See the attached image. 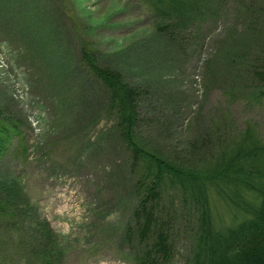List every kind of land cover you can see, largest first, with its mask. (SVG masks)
<instances>
[{
	"label": "rangeland",
	"instance_id": "obj_1",
	"mask_svg": "<svg viewBox=\"0 0 264 264\" xmlns=\"http://www.w3.org/2000/svg\"><path fill=\"white\" fill-rule=\"evenodd\" d=\"M242 3L210 0L202 20L187 15L178 23L152 0H0V112L20 123L0 161V180L22 187L34 211L50 223L65 251L62 264L135 259L126 242L134 236L137 203L128 153L117 116L107 107L109 92L81 62L83 46L132 84L151 88L150 108L156 111L151 115L145 105L143 114L159 120L161 112L167 121L163 129L141 126L144 139L168 151L196 140L209 143L212 156L189 165L200 169L249 145L264 165V87L246 70L261 67L264 43L240 54L251 41ZM165 23L176 25L168 30L176 38L162 30ZM211 189L217 229L245 218ZM172 197L176 218L168 263L191 264L193 228L178 189H167L162 206L169 208ZM10 222L0 216V264H27L37 243L28 241L26 230L21 243Z\"/></svg>",
	"mask_w": 264,
	"mask_h": 264
},
{
	"label": "trees",
	"instance_id": "obj_2",
	"mask_svg": "<svg viewBox=\"0 0 264 264\" xmlns=\"http://www.w3.org/2000/svg\"><path fill=\"white\" fill-rule=\"evenodd\" d=\"M241 1V7L250 14L251 41L240 54L248 55L254 46L264 43V0ZM152 2L158 7L157 11L169 13L178 23L185 17L189 20L187 15L202 20L207 4L210 5V0ZM162 26L171 39L176 38V34L168 31L175 30L176 25L165 23ZM259 49L258 58L263 64L261 67L250 64L246 70L264 87V57H261L264 56V44H260ZM81 62L109 92L107 107L117 116L119 136L128 153L129 180L137 203L132 212L134 236L133 239L131 235L126 237V242L135 250L134 264H169L172 259L171 232L176 211L173 197L169 208L162 206L167 189H178L182 213L193 228L191 264H264V165L254 147L244 146L230 159L216 160L208 169L189 166L197 158L203 160V155L212 156L214 149L211 150L209 143L204 146L196 140L184 145L182 150L168 151L160 144L144 139L138 134L141 126L150 123L163 129L162 124L167 121L161 112L159 120L143 114V107L150 108L149 102L155 98L151 88L132 84L121 70L99 63L97 51L88 46H83ZM155 111L153 108L151 115ZM19 124L4 118L0 112V161L10 153L12 139L20 133ZM213 186L245 215L242 221L222 230L215 227L211 206ZM0 216L10 217L9 227L13 226L14 231L20 233L21 243L25 240V230L31 240L28 241H36L29 262L26 259L27 264H62L65 251L58 245L59 240L50 223L34 211L24 189L13 181L0 180Z\"/></svg>",
	"mask_w": 264,
	"mask_h": 264
}]
</instances>
